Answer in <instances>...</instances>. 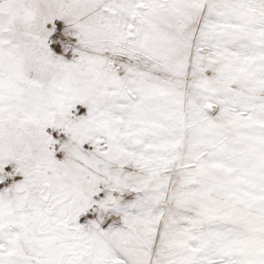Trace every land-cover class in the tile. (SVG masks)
<instances>
[{"label":"snow or ice","instance_id":"6c2138e0","mask_svg":"<svg viewBox=\"0 0 264 264\" xmlns=\"http://www.w3.org/2000/svg\"><path fill=\"white\" fill-rule=\"evenodd\" d=\"M0 264H264V0H0Z\"/></svg>","mask_w":264,"mask_h":264}]
</instances>
